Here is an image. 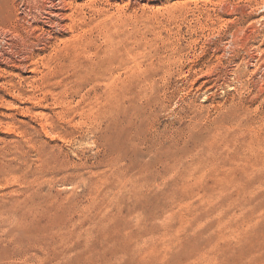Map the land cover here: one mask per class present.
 Segmentation results:
<instances>
[{
  "label": "rangeland",
  "instance_id": "obj_1",
  "mask_svg": "<svg viewBox=\"0 0 264 264\" xmlns=\"http://www.w3.org/2000/svg\"><path fill=\"white\" fill-rule=\"evenodd\" d=\"M0 264H264V0H0Z\"/></svg>",
  "mask_w": 264,
  "mask_h": 264
},
{
  "label": "bare ground",
  "instance_id": "obj_2",
  "mask_svg": "<svg viewBox=\"0 0 264 264\" xmlns=\"http://www.w3.org/2000/svg\"><path fill=\"white\" fill-rule=\"evenodd\" d=\"M78 21V20H77ZM105 42V41H104ZM140 91V90H139Z\"/></svg>",
  "mask_w": 264,
  "mask_h": 264
}]
</instances>
